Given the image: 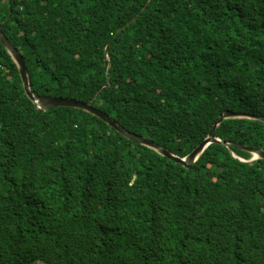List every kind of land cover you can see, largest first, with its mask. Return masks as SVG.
<instances>
[{
    "label": "trees",
    "instance_id": "1",
    "mask_svg": "<svg viewBox=\"0 0 264 264\" xmlns=\"http://www.w3.org/2000/svg\"><path fill=\"white\" fill-rule=\"evenodd\" d=\"M150 1L0 0V26L36 94L102 88L96 108L179 157L225 111L264 116V0ZM214 136L264 149V122ZM251 157L212 143L188 169L83 110L40 111L0 42V264H264Z\"/></svg>",
    "mask_w": 264,
    "mask_h": 264
},
{
    "label": "water",
    "instance_id": "2",
    "mask_svg": "<svg viewBox=\"0 0 264 264\" xmlns=\"http://www.w3.org/2000/svg\"><path fill=\"white\" fill-rule=\"evenodd\" d=\"M153 2V0L150 1L149 5ZM148 8V7H147ZM146 8V9H147ZM145 9V10H146ZM137 19L133 21L135 23ZM132 23V24H133ZM123 30V29H122ZM121 32V31H119ZM0 42L3 44L4 48L8 52L9 55H12L13 59L17 63L21 77L24 83L25 91L29 98L34 102L35 107L43 112H47L53 109H59L60 107H66V108H74V109H79L83 110L99 119L104 121L107 125L110 127L114 128L116 131H118L120 134H122L125 138L134 141L140 145L146 146L157 153H159L163 158H168L170 160H173L184 167L190 169L192 166L198 161V159L201 157L203 154V151L205 148L212 144V143H219L227 148H236L239 150L246 151L251 154V160L255 159H262L264 160V149H257V148H250L247 147L243 144L240 143H235V142H225L219 138H216L214 136V132L216 128L222 123V121L227 120V119H246V120H257L264 122V116H255L251 114H246V113H234L230 111H225L220 114V116L217 118V120L213 123L211 126L206 138L203 140L201 144H199L190 154H188L185 157H179L172 153L170 150L166 148V146H162L142 135L135 134L133 132H130L126 129H124L122 126H120L113 118L108 116L106 113H104L102 110L96 108L93 105V102L96 100L98 97L99 93L101 92L100 88L97 93L95 94L94 98L90 102H82L78 101L73 98H56L55 96H42L39 94H36L31 86V81H30V74L28 67L26 65L25 59L22 55H20L19 51L9 42L8 38L2 31L0 27ZM109 47V45H108ZM108 47L105 50V55L108 57ZM111 65V64H110ZM111 84L108 83L105 86H110ZM244 161V160H241Z\"/></svg>",
    "mask_w": 264,
    "mask_h": 264
},
{
    "label": "rangeland",
    "instance_id": "3",
    "mask_svg": "<svg viewBox=\"0 0 264 264\" xmlns=\"http://www.w3.org/2000/svg\"><path fill=\"white\" fill-rule=\"evenodd\" d=\"M1 27V26H0ZM38 264H40V263H38Z\"/></svg>",
    "mask_w": 264,
    "mask_h": 264
}]
</instances>
